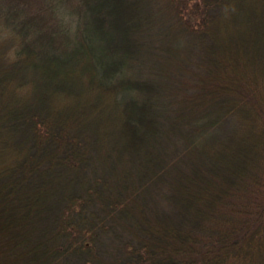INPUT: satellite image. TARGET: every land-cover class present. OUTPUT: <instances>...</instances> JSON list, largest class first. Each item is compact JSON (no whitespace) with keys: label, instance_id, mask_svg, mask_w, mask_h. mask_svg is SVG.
<instances>
[{"label":"trees","instance_id":"1","mask_svg":"<svg viewBox=\"0 0 264 264\" xmlns=\"http://www.w3.org/2000/svg\"><path fill=\"white\" fill-rule=\"evenodd\" d=\"M0 264H264V0H0Z\"/></svg>","mask_w":264,"mask_h":264}]
</instances>
